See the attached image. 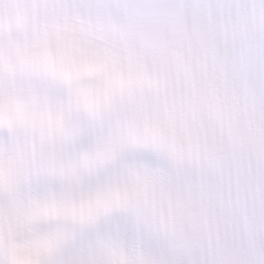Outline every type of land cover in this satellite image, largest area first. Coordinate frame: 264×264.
<instances>
[{
    "label": "snow or ice",
    "instance_id": "1",
    "mask_svg": "<svg viewBox=\"0 0 264 264\" xmlns=\"http://www.w3.org/2000/svg\"><path fill=\"white\" fill-rule=\"evenodd\" d=\"M0 264H264V0H0Z\"/></svg>",
    "mask_w": 264,
    "mask_h": 264
}]
</instances>
